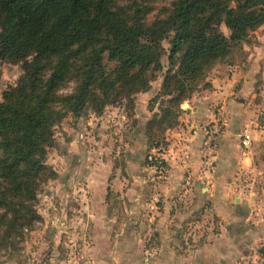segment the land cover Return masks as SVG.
Wrapping results in <instances>:
<instances>
[{
    "label": "trees",
    "instance_id": "16d2710c",
    "mask_svg": "<svg viewBox=\"0 0 264 264\" xmlns=\"http://www.w3.org/2000/svg\"><path fill=\"white\" fill-rule=\"evenodd\" d=\"M154 11L149 0H0V66L23 70L0 101V252L20 251L25 231L42 220L45 159L67 114L132 102L164 73L168 51L146 124L148 147L167 145L182 104L264 25V0H172ZM148 163L167 169L164 159Z\"/></svg>",
    "mask_w": 264,
    "mask_h": 264
},
{
    "label": "rangeland",
    "instance_id": "374dc122",
    "mask_svg": "<svg viewBox=\"0 0 264 264\" xmlns=\"http://www.w3.org/2000/svg\"><path fill=\"white\" fill-rule=\"evenodd\" d=\"M171 1L149 0V4L156 13ZM221 29L229 36L230 32L224 24ZM256 42V34L252 33L244 44V51H235L230 59L232 63L216 65L186 101L191 102L201 91L210 90V78L218 80L217 89L225 88L230 92L237 88L239 82L234 85L226 82L227 75L232 71L257 70L255 58L250 59V55L258 54ZM163 45L168 49V40ZM162 62L165 73L168 51L163 55ZM22 73V64L4 62L0 66V101L4 92L18 83ZM163 74L152 82L150 90L136 94L132 102L124 99L108 105L101 114L90 111L76 117L69 113L55 125V145L49 148L45 159L51 177L41 183L37 193L36 209L42 220L36 223L34 229L25 231L20 251L0 252V264H192L193 255L183 253L196 244L189 234L194 232L197 220H202L198 217L202 208L187 210L178 207L184 226L182 239L179 238L175 244L183 248L180 255L162 254L160 249L167 242L155 233V229L160 227V216L165 215L159 203L163 200L161 189L168 171L164 167L157 169L150 166L148 162L163 160L170 135L182 126L181 120L186 118L182 111L179 123L167 130V145L155 149L148 147L146 124L154 114L149 102L160 91ZM71 88L72 85H69L63 92ZM249 97L251 107L246 110L248 122L258 120L264 125V107L256 108V99L252 98V94ZM219 108L216 106V113ZM224 123L215 121L204 128L206 130L218 124L220 141L226 128ZM263 153L264 148L260 155ZM217 162L212 172L216 171ZM197 170L202 180L205 176L202 160ZM234 177L237 182L260 179L252 172L240 177L235 174ZM260 182L259 185L263 186L264 178ZM210 213L205 220L211 222V215L216 212L210 210ZM214 223L217 234L222 224L218 220ZM206 227L200 224L195 230L202 232ZM181 256L184 261L179 258ZM216 264H264V257H258L254 248L251 254L249 252L237 263H227L225 259L218 260Z\"/></svg>",
    "mask_w": 264,
    "mask_h": 264
},
{
    "label": "crops",
    "instance_id": "0c3cea01",
    "mask_svg": "<svg viewBox=\"0 0 264 264\" xmlns=\"http://www.w3.org/2000/svg\"><path fill=\"white\" fill-rule=\"evenodd\" d=\"M253 33L257 38L255 49L258 54L250 55V59L255 58L257 70L228 74L226 82L232 85L239 82L230 92L225 88L217 89L218 80L210 78V90L201 91L199 96L181 106L186 118L170 135L163 158L168 175L161 189L163 204L159 203V206L164 208L165 215L160 216V227L155 229V233L167 242L160 249L162 254L176 256L183 249L175 246L177 240L182 239L184 226L178 207H183L187 210L202 208L206 212L203 214L201 210L198 217L202 220H197L196 227L200 224L207 227L202 232L196 231V227L190 232L189 236L196 244L183 253L193 255L192 264H216L225 259L227 263H237L254 248L255 254L262 257L259 250L264 246V184H259L264 178V153L260 155L264 148V125L258 120L249 123L246 110L251 107L248 102L251 94L256 99V108L264 107V25ZM216 106L220 107L218 113ZM215 121H224L226 126L218 144V166L210 174L202 171L205 176L201 180L197 167L202 160L204 127ZM246 133L251 135L249 146L242 144ZM250 172L260 179L237 182L234 177ZM212 209L217 214L211 215L210 222L205 219ZM217 220L222 226L216 234L214 221ZM179 258L184 261L182 256Z\"/></svg>",
    "mask_w": 264,
    "mask_h": 264
},
{
    "label": "built area",
    "instance_id": "2783aa9c",
    "mask_svg": "<svg viewBox=\"0 0 264 264\" xmlns=\"http://www.w3.org/2000/svg\"><path fill=\"white\" fill-rule=\"evenodd\" d=\"M220 136V128L218 124L209 126L206 129L205 138L202 146V170L204 173H211L216 162L218 152V142ZM242 144L249 146L251 144V135L246 133L243 135Z\"/></svg>",
    "mask_w": 264,
    "mask_h": 264
}]
</instances>
